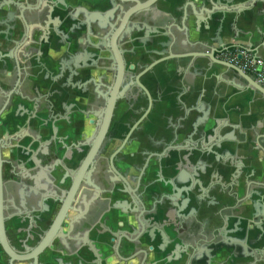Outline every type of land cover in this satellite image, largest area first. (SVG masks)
Instances as JSON below:
<instances>
[{
  "label": "flooded vegetation",
  "instance_id": "af4514ba",
  "mask_svg": "<svg viewBox=\"0 0 264 264\" xmlns=\"http://www.w3.org/2000/svg\"><path fill=\"white\" fill-rule=\"evenodd\" d=\"M115 1L122 3L121 9L113 8L111 0L103 6L99 0H59L54 5L43 0L35 12V0H0V264L123 262L108 247L109 238L99 234L115 227L128 230L131 215H119L117 207L128 211L132 201L146 204L155 181H171L172 167L186 166L184 161L176 166L172 131L178 125H169V139L145 130L157 106L163 103L171 109L179 103L181 96L166 98L159 92L163 81L158 73L170 84L176 78L175 68L165 72L157 66L142 73L144 47L132 42L128 33L132 26L139 29L137 37L147 26L159 28L166 14L173 17V2L156 1L155 23L151 12L140 11L113 34L120 24L117 16L143 2ZM172 32L176 36L173 25ZM146 137L153 149L143 148ZM163 151L170 153V159L161 157ZM201 163L205 170L213 167L216 178V185L206 191L227 192L216 174L217 169L224 172L222 163L207 151ZM163 169L168 171L166 178L159 175ZM147 171L152 180H147ZM75 175L78 201L70 204L75 211L69 208L56 216L55 199L62 197ZM263 205H258L260 211ZM169 209L174 218L176 213ZM162 211L149 220L151 226L156 228L154 224L164 218ZM188 221L163 228L162 240L157 234L161 229H153L154 239L137 248L152 253L149 262L160 256V249L179 256L191 245V239L180 241L181 232L188 233ZM171 244L173 250H166ZM127 246L122 243L124 257Z\"/></svg>",
  "mask_w": 264,
  "mask_h": 264
},
{
  "label": "water",
  "instance_id": "95a60500",
  "mask_svg": "<svg viewBox=\"0 0 264 264\" xmlns=\"http://www.w3.org/2000/svg\"><path fill=\"white\" fill-rule=\"evenodd\" d=\"M17 1L19 2V0ZM156 1L143 0L141 4L131 5L125 10H121L122 17L117 16L120 24L114 29L113 34H119L121 25L129 17H136L140 11H143L145 15L151 12V15H149L150 20L155 23L157 17L154 15L152 7ZM35 2L37 5L34 10L38 12L43 0H35ZM46 2L49 5H54L58 4L59 0H45ZM105 3L106 0H99L98 4L103 6ZM110 3L113 8L121 9L120 4L122 5V3L117 4L115 0H111ZM176 8L180 11L177 23L174 22L170 14H166L159 28L150 30V28L155 27L147 26L146 30L141 33L142 37L135 36L136 29L139 31L138 28L135 29V26L130 27L128 33L130 36L133 35L132 42L137 40L144 47L145 61L143 62L142 73H151L157 66H161L165 72L174 67L177 69L179 77L177 82L180 83L182 89L180 96L188 91L189 85L186 83L188 77L192 82L201 79L204 83L208 77L213 76L216 82L212 86V92L217 99L213 103H197L196 106L190 109L185 108L184 100L179 99V104L183 106V120L176 130L172 131V134L177 139L179 132H182H180V135H182L181 140L174 150L178 162L176 166H180L181 161H184L186 166L184 168L171 166L174 173L170 179L173 180L163 182V186L159 191L155 189L153 196H151V199L149 198L150 200L146 204L137 205L136 201H132L128 211H120L121 208L117 207L116 210L119 211V215H131V223L127 226L128 230L115 227L108 234L100 233V238H109L112 245L105 244L117 256V259L123 260V262L114 264H191V261L196 260L195 253L199 250L201 243L214 242L217 235L224 237L223 234L226 232L242 234V237H240L242 242H248L256 251L257 256L263 258L264 228L262 224L264 223V211H260L258 205H263L264 169L263 173L257 178L250 179V176L247 173L245 174L242 163L233 161V158L228 163L220 158L222 155L216 149L227 152L226 150H229V147L235 143L232 132L222 133L218 113L219 111L226 112V105L219 101L220 96L217 93L221 89L228 92L231 88L233 90L225 95L228 100L235 96H254L255 94H258L259 98L264 100V85L258 83L253 75L217 57L220 49L228 47H242L251 51L255 57H259L255 52L259 51L260 47L264 48V0H183V3ZM103 18L105 17L103 16ZM190 20L193 22V31L196 34V37L193 38L189 33L188 23ZM258 21L263 27L258 24ZM239 24L242 28H245V31L238 29ZM172 25L175 30H178V33H175L176 36L172 32ZM251 27H255L257 30L261 40L258 44L252 42V33L249 31ZM239 33L245 35V42L239 41L226 45L224 37L229 40H238ZM199 90H203V87L201 86ZM191 112H195V114L189 121ZM230 127L232 129L237 128L234 125ZM261 137L263 138L264 134ZM262 150L264 151V149ZM164 151L165 155L161 157L165 160L170 159V153ZM206 151L213 156L216 162L222 163L224 172H227L228 183L225 182L228 189L227 193L229 196L235 197L231 208L240 212V215L235 217L236 222L233 224L232 229L224 228L225 221L221 220L218 226L213 227L209 239L205 236L199 239L192 238L191 245L183 249L177 257L173 256L171 252H165V249H160V256L149 262L152 253L145 249H139L137 246L145 244L146 241L151 242L154 239L153 235H156L154 230L158 229L157 227L161 229L157 234L162 240L165 236L162 232L163 228L176 227L177 224L182 226L184 219L186 218L188 221L192 213V208L189 205L191 201L201 200L206 188L210 185L211 187L216 185L215 175L209 174L201 163ZM157 162L159 163L158 160ZM228 168L232 170L228 171ZM251 173L252 171H250ZM77 175L74 176L71 185L67 186L65 191H61L62 197L55 199V202L59 203L56 216L65 215L69 208L72 212L75 211V208L71 207L70 204L72 200L75 203L78 201L76 200L75 189ZM206 176L209 181L204 186L202 180ZM241 176L244 178L242 183H239ZM235 186L238 187L237 189L241 188L242 193L240 195L238 190H233ZM254 196L256 199H252ZM164 203L168 205L167 208L163 207ZM170 207L176 213L174 218L170 216ZM160 210H163L161 214L164 218L159 223L154 224L156 225L155 228L151 226L149 220H153ZM145 215H148V217H145ZM181 226V231H185ZM172 232L177 235L179 230L173 229ZM122 243L129 245L126 247L127 255L125 257L123 256L125 251L123 252ZM217 243L222 244L220 241ZM219 248L221 246L217 245V249Z\"/></svg>",
  "mask_w": 264,
  "mask_h": 264
},
{
  "label": "crops",
  "instance_id": "0c3cea01",
  "mask_svg": "<svg viewBox=\"0 0 264 264\" xmlns=\"http://www.w3.org/2000/svg\"><path fill=\"white\" fill-rule=\"evenodd\" d=\"M173 5L170 11L172 16L177 23L180 16V11L176 8L183 3V0H171ZM165 6L162 4L161 6ZM261 27L262 24L258 21ZM189 33L191 38L196 37L193 31V22L190 20L188 23ZM239 30H244L241 24L238 25ZM245 31V30H244ZM252 35L253 44H258L261 40L257 33L255 27L249 29ZM178 33V30L176 29ZM238 40H229L225 38L226 45L230 43H236L239 41L245 42L246 37L242 33H239ZM259 57L264 59V48L260 47L259 51L255 52ZM180 72V71H179ZM176 78L172 83H168V77L158 73L159 77L163 81L159 87V92L164 97H175L182 94L180 91L181 85L177 80L179 79L177 69H173ZM188 77V75H187ZM215 77L210 76L207 80L202 83L201 79L192 82L188 77L186 79L187 85H189L188 91L186 94L181 96V101L184 100V107L193 108L197 103H213L217 99L216 95L212 92V86L216 82ZM224 80V78H223ZM222 84V83H220ZM153 85V84H152ZM223 85V84H222ZM203 87V90H199L200 87ZM152 89H155V85L152 86ZM233 90V89H232ZM229 88L228 92L232 91ZM224 89H221L217 95L220 96L219 101L222 104H225L226 112L219 111L218 118L222 125V133L232 132L235 137V143L227 149V152H223L222 149H216V151L222 155V158L228 163L233 158V161H238L244 166V172L250 176V179L257 178L264 169V137L261 135L264 134V100H261L258 94L254 96H235L226 99V93ZM195 112H191L190 119L194 116ZM183 106L178 103L177 106L171 109H167L162 103L157 106L155 110V117L150 123L149 126L145 128L146 132L151 134L154 137L166 136L168 139L171 138V130L169 125H179L183 120ZM234 125L237 128L232 129L230 126ZM181 132V131H180ZM180 132L175 144L179 143L181 140ZM182 133V132H181ZM143 148L153 149L148 143V137L143 140ZM160 147L158 148V150ZM207 172H213L214 168H207ZM231 168H228V171H231ZM250 171L252 173L250 174ZM216 174L221 176V180L228 183V174L223 172L221 169L216 170ZM161 178H166L168 175L167 170H161L159 173ZM147 180H152L153 175L151 171H147L146 174ZM203 177V185H207L208 181ZM243 176L239 178V183H242ZM160 180V179H157ZM164 181H155L156 186L154 189L157 191L160 190V186ZM233 187V190H238L239 195L242 193L241 188ZM228 192V189H226ZM208 191V192H207ZM206 191V195L203 196V199L199 203L190 204L192 208V213L190 214V227L188 233H182L180 241L181 243H186L190 239H199L202 236H205L209 239L210 232L213 227L218 226L221 223L222 218L224 219L223 227L226 229H232L233 224L236 222V216L240 215V212L235 211L231 208L234 204L235 197L229 196L225 191L224 194H218L214 189H209ZM252 199H256L255 196ZM264 203V200H263ZM224 237L219 235L216 236V241L214 242H203L199 245V250L196 252V261L194 264H264V257L260 258L257 256L256 251L248 242H242V234L234 232H226L223 234ZM222 242L218 244L217 242ZM217 245L221 248L217 249ZM174 245L166 246V250H173Z\"/></svg>",
  "mask_w": 264,
  "mask_h": 264
},
{
  "label": "built area",
  "instance_id": "2783aa9c",
  "mask_svg": "<svg viewBox=\"0 0 264 264\" xmlns=\"http://www.w3.org/2000/svg\"><path fill=\"white\" fill-rule=\"evenodd\" d=\"M217 57L253 75L258 83L264 84V60L255 57L251 51L242 47H228L220 49Z\"/></svg>",
  "mask_w": 264,
  "mask_h": 264
}]
</instances>
